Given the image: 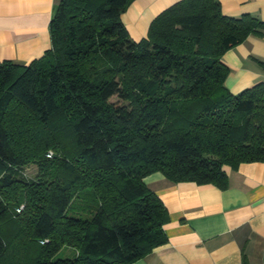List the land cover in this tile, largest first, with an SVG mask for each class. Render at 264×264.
Returning <instances> with one entry per match:
<instances>
[{"label":"trees","instance_id":"trees-1","mask_svg":"<svg viewBox=\"0 0 264 264\" xmlns=\"http://www.w3.org/2000/svg\"><path fill=\"white\" fill-rule=\"evenodd\" d=\"M129 1L61 0L50 48L28 65L0 62V264L133 263L168 241L145 177L226 189L225 166L264 163V83L232 94L222 62L264 37V21L180 0L135 42L121 20ZM55 117L68 134L53 133ZM57 138L72 148L26 178L27 158H52ZM79 192L82 214H69ZM63 246L76 252L54 259Z\"/></svg>","mask_w":264,"mask_h":264},{"label":"crops","instance_id":"crops-1","mask_svg":"<svg viewBox=\"0 0 264 264\" xmlns=\"http://www.w3.org/2000/svg\"><path fill=\"white\" fill-rule=\"evenodd\" d=\"M61 0H0V62L28 65L51 46L49 23ZM180 0H130L121 20L138 42L162 11ZM228 17L264 21V0H219ZM264 37L250 35L227 50L225 86L237 94L264 83ZM228 187L172 183L159 172L144 178L164 203L167 243L130 264H264V163L225 166Z\"/></svg>","mask_w":264,"mask_h":264},{"label":"rangeland","instance_id":"rangeland-1","mask_svg":"<svg viewBox=\"0 0 264 264\" xmlns=\"http://www.w3.org/2000/svg\"><path fill=\"white\" fill-rule=\"evenodd\" d=\"M115 99L116 98L114 97L112 100ZM51 126H52L51 130L53 131V133L57 130V127H59V130H61V133L57 136H61L69 133L68 128L65 125V122L61 120V118L55 117L52 120ZM63 138H57V140L55 141V145L57 146L56 149L49 151L50 155L53 154L52 158H47V160H43L42 158L39 159L31 158V157L27 158L23 170L24 176L26 178L37 181L39 177L43 175L46 176L47 174L51 173L54 168H56L59 162V158L62 157L61 152L67 154L66 150L68 148H72L71 140L68 142V138H66V140ZM80 196H83V192H79L73 195L72 202L69 207V214H73V215L82 214L80 207L81 204L83 205L84 203L81 202ZM23 206L24 204H21L20 208L22 209ZM75 252L76 250L74 248L63 246L60 249V251L55 254L54 259L61 257H69L72 256Z\"/></svg>","mask_w":264,"mask_h":264}]
</instances>
